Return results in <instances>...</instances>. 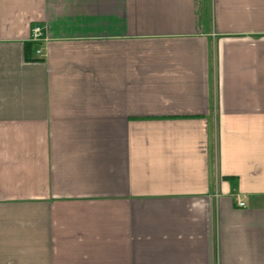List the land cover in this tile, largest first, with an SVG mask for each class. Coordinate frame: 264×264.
I'll list each match as a JSON object with an SVG mask.
<instances>
[{
  "label": "crops",
  "instance_id": "crops-1",
  "mask_svg": "<svg viewBox=\"0 0 264 264\" xmlns=\"http://www.w3.org/2000/svg\"><path fill=\"white\" fill-rule=\"evenodd\" d=\"M0 264H264V0H0Z\"/></svg>",
  "mask_w": 264,
  "mask_h": 264
},
{
  "label": "built area",
  "instance_id": "built-area-1",
  "mask_svg": "<svg viewBox=\"0 0 264 264\" xmlns=\"http://www.w3.org/2000/svg\"><path fill=\"white\" fill-rule=\"evenodd\" d=\"M31 40L33 42H41L44 41L45 39L43 38V34H42V30L39 27H35L32 29L31 32ZM37 55L39 56V58H43L44 55L42 54V52L40 50H38ZM237 205L241 208L245 207V203L243 202V200H241L240 198L237 199Z\"/></svg>",
  "mask_w": 264,
  "mask_h": 264
}]
</instances>
